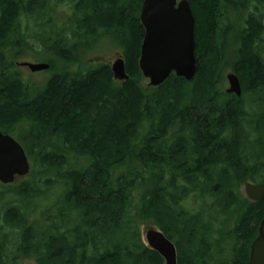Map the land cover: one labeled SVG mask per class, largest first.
<instances>
[{"label":"trees","instance_id":"1","mask_svg":"<svg viewBox=\"0 0 264 264\" xmlns=\"http://www.w3.org/2000/svg\"><path fill=\"white\" fill-rule=\"evenodd\" d=\"M67 1L0 0V130L32 163L22 186L1 183L0 264H166L149 223L178 264H250L264 203L241 189L264 183V0H189L197 75L156 88L139 64L144 0ZM238 8L248 17L231 22ZM107 41L128 80L85 64ZM28 58L50 64L42 82L19 70ZM227 69L241 97L223 89Z\"/></svg>","mask_w":264,"mask_h":264},{"label":"water","instance_id":"2","mask_svg":"<svg viewBox=\"0 0 264 264\" xmlns=\"http://www.w3.org/2000/svg\"><path fill=\"white\" fill-rule=\"evenodd\" d=\"M140 19L145 36L139 64L148 87L161 86L173 74L192 81L198 72V59L196 18L189 0H144ZM18 65L28 67L34 73L50 68L46 62L24 61ZM111 68L116 81L130 78L122 54L116 56ZM226 78L229 82L226 92L241 96L243 90L238 75L230 72ZM31 169L32 163L23 145L0 130V182L14 183L18 178L27 177ZM245 192L249 199L264 203V183L247 182ZM145 240L165 259L166 264H178L176 244L160 229L148 228ZM250 264H264V216L251 246Z\"/></svg>","mask_w":264,"mask_h":264},{"label":"rangeland","instance_id":"3","mask_svg":"<svg viewBox=\"0 0 264 264\" xmlns=\"http://www.w3.org/2000/svg\"><path fill=\"white\" fill-rule=\"evenodd\" d=\"M69 1H67L66 5L61 6V9L65 10V11H71L70 8H69V6H70V2ZM254 10H255L254 7H252V11H254ZM245 17L246 18L248 17V13L243 11L241 19H244ZM114 47H115V44L112 41H107V42H104V43H101V44L95 46V48H93L91 50V53H90L91 56H89L87 59H85V64L96 65V64H98L100 62H107V63L112 64V62L115 60L116 56L121 54L120 49L118 47L117 48H114ZM24 61L39 62V61H36L33 58H28L27 60H24ZM24 61L21 60V61H18V62H24ZM18 68H19V70H21L23 72V75L25 77L26 76H32L33 77V78H31L32 81L37 82V83L42 82V80L45 79L48 76V74L44 73L46 70L34 73V72H31V70L28 67H22V66L18 65ZM229 72H230V70L227 69L226 72H225V78H226V75ZM145 84L147 85L148 82L145 81ZM227 87H228V84L226 82V84L223 86V89L225 90ZM247 99H248V101H250V97L249 96H247ZM258 108H259V110L262 109L261 106H259ZM71 159L73 161L74 157H72ZM72 163H75V161H73ZM75 168H77V167H75ZM25 180H26V177L25 178H18L14 183H12L10 185H12V186L15 185L16 186V184H20L22 186V182H24ZM2 190L6 191L7 187L6 186H2V184L0 183V191H2ZM241 190H242V193L246 195L245 186H243ZM51 201H53V200H51V199L45 200L44 199L43 201H38V203H37L38 209L36 210L35 213L32 214L33 218L34 219H40L41 215H42V212H43V208L47 207V205L50 204ZM188 205H190V204H188ZM150 227H156V226L152 225L151 223H149L148 225L144 224L142 226V236H143L144 240H145V232ZM4 230L6 231L5 233L9 234V238H12V239L15 240L18 237L17 236L18 235L17 231L12 232L13 229H9V227H5ZM18 263L19 264H37L34 258H30V257H26V256H23V257L19 258Z\"/></svg>","mask_w":264,"mask_h":264},{"label":"flooded vegetation","instance_id":"4","mask_svg":"<svg viewBox=\"0 0 264 264\" xmlns=\"http://www.w3.org/2000/svg\"><path fill=\"white\" fill-rule=\"evenodd\" d=\"M243 11H245V10H243L241 8H238V9L235 10V12L234 11L233 12H230L231 13V17H230L231 18V21L233 22L234 19L237 20V19L241 18L242 17V14H243ZM248 11H251L252 12V7ZM248 11H246V12L248 13Z\"/></svg>","mask_w":264,"mask_h":264}]
</instances>
